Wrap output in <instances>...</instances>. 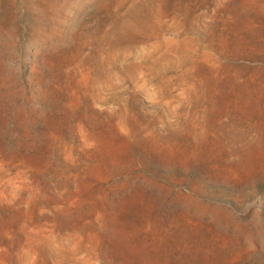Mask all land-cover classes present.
I'll return each mask as SVG.
<instances>
[{
  "label": "rangeland",
  "instance_id": "374dc122",
  "mask_svg": "<svg viewBox=\"0 0 264 264\" xmlns=\"http://www.w3.org/2000/svg\"><path fill=\"white\" fill-rule=\"evenodd\" d=\"M0 264H264V0H0Z\"/></svg>",
  "mask_w": 264,
  "mask_h": 264
}]
</instances>
